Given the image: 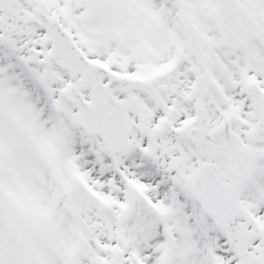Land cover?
<instances>
[{"label": "snow or ice", "instance_id": "obj_1", "mask_svg": "<svg viewBox=\"0 0 264 264\" xmlns=\"http://www.w3.org/2000/svg\"><path fill=\"white\" fill-rule=\"evenodd\" d=\"M0 264H264V0H0Z\"/></svg>", "mask_w": 264, "mask_h": 264}]
</instances>
